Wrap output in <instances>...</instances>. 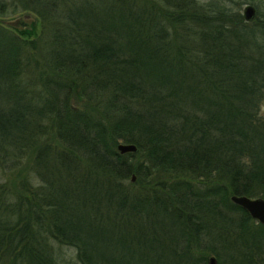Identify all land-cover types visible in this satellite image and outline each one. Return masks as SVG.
I'll return each instance as SVG.
<instances>
[{"label":"trees","instance_id":"1","mask_svg":"<svg viewBox=\"0 0 264 264\" xmlns=\"http://www.w3.org/2000/svg\"><path fill=\"white\" fill-rule=\"evenodd\" d=\"M172 1L162 9L143 0L66 6L67 21L40 42L39 104L20 95L13 51L0 41V146L34 143L42 180L15 203L8 189L0 194V264H56L51 229L63 243L79 242L82 264H164L148 261V240H157L148 229L178 228L172 208L251 218L230 197H264V25ZM35 2L10 11L0 2V16L30 9L43 19L57 9ZM74 98L94 105L78 108ZM36 117L62 143L56 164L45 155L53 133L46 138ZM119 142L137 150L120 153ZM160 174L171 177L163 195L154 189Z\"/></svg>","mask_w":264,"mask_h":264},{"label":"rangeland","instance_id":"2","mask_svg":"<svg viewBox=\"0 0 264 264\" xmlns=\"http://www.w3.org/2000/svg\"><path fill=\"white\" fill-rule=\"evenodd\" d=\"M35 1L0 0L8 11L13 8L36 6L37 3ZM52 1L57 9L43 19L30 9L21 10L16 14L7 13L0 16V19H5L28 12L32 13L35 18V31L32 33L6 28L0 24V41H4L8 45L7 50L13 51V62H11V65L17 69L15 79L20 95H27L26 98L35 104L40 103L38 93L41 91V80L38 75L40 71L39 64L40 61H43V56L40 53V42L48 40L47 36L52 35L54 26L59 19L60 21H67V17H64L66 15L65 7L75 5L79 0ZM143 2L147 5L148 3L152 4L157 9H162L172 5L174 1L143 0ZM196 2L201 6H209L213 11L223 9L230 11L232 14L239 13L242 17L244 7L252 5L256 8V15L252 21L257 20V25L262 23L264 25V0H196ZM256 29L260 31L261 27ZM46 74L49 75V72ZM2 96L0 95L1 99ZM74 99L77 101V103H74L78 108L82 107L85 109L94 105L92 102L86 103L76 98ZM262 110H264V106ZM36 119L41 122V129L44 131L46 138L49 132L53 133V129H51L52 127L46 118L42 120L36 117ZM40 137L42 136L39 135L37 137V143H39ZM26 143L25 148L22 147L21 141H19V145L18 143L16 144V147L14 145L11 146V143L7 142L5 145L3 144L4 146H0V194L3 196L4 189H8L5 197H8L9 201L13 203L16 202L18 195L21 197L28 195L32 197L31 192L37 191L41 186L42 180L38 175L37 158L34 157L37 148L32 142L27 141ZM61 145L62 143L57 137L55 138L53 133L51 142L48 145L49 149L46 148L45 155L51 157V162L55 164L57 163L55 152L61 149L58 147H61ZM80 159L83 161L82 164H84V159L82 157ZM88 164L86 163L85 167L88 168ZM176 177L181 180L185 179V176L181 174ZM129 181L126 180L125 184L133 190L131 192H138L136 190L138 187ZM156 181H158V185L156 184L154 189L159 190L163 195L161 185L166 181H171V177L168 176L167 178V176L160 174ZM44 182L46 181L44 180ZM252 190L256 191L257 189L252 186ZM150 191L148 190V195ZM175 206L177 207V205ZM172 210L176 214L174 216L178 220V228L170 229L169 226V229H148V238L153 239L156 235L155 238L157 239L152 247H150V240H148V261H152L154 258L159 259L160 256L159 263L163 261L164 264H207L209 258L214 256L217 264H264V227L259 226L261 223L255 219L246 217L238 210H225L224 213L227 216H234L235 220H230L226 215L224 218L215 220L206 214L207 209L205 206L201 208H172ZM151 225L157 227L156 218L153 219ZM190 225H196L199 228L192 229ZM51 233L55 237H53L54 235L48 236V234L46 236L49 237L48 245L52 249L56 264H82L77 249V246L80 245L79 242L72 244L69 242L63 243L59 240L58 232L56 233L54 229H51ZM42 234H44L43 231ZM5 264L17 263L12 261V259H8Z\"/></svg>","mask_w":264,"mask_h":264},{"label":"water","instance_id":"3","mask_svg":"<svg viewBox=\"0 0 264 264\" xmlns=\"http://www.w3.org/2000/svg\"><path fill=\"white\" fill-rule=\"evenodd\" d=\"M256 15V8L252 5H246L243 9V17L246 21H251ZM35 20L32 13H22L11 18L0 19V24L6 28L24 31L31 29V23ZM117 149L120 153L135 152L137 146L133 143L119 142ZM135 175L131 176V181H135ZM231 201L245 209L251 218L264 225V198L250 197L246 195H231ZM207 264H217L214 256H211Z\"/></svg>","mask_w":264,"mask_h":264},{"label":"flooded vegetation","instance_id":"4","mask_svg":"<svg viewBox=\"0 0 264 264\" xmlns=\"http://www.w3.org/2000/svg\"><path fill=\"white\" fill-rule=\"evenodd\" d=\"M252 21V20H251Z\"/></svg>","mask_w":264,"mask_h":264}]
</instances>
